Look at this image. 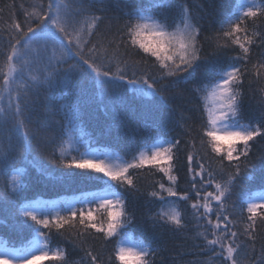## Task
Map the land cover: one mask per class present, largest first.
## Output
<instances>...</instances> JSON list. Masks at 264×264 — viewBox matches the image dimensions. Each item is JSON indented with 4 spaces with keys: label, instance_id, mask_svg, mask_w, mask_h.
I'll return each mask as SVG.
<instances>
[{
    "label": "snow or ice",
    "instance_id": "1",
    "mask_svg": "<svg viewBox=\"0 0 264 264\" xmlns=\"http://www.w3.org/2000/svg\"><path fill=\"white\" fill-rule=\"evenodd\" d=\"M8 7L0 264H76L65 245L81 264H165L164 253L171 264H264V0ZM88 109L108 122L90 129ZM29 169L41 183L31 192ZM141 172L159 177L145 193L151 236L128 199ZM98 238L111 248L96 250Z\"/></svg>",
    "mask_w": 264,
    "mask_h": 264
},
{
    "label": "trees",
    "instance_id": "2",
    "mask_svg": "<svg viewBox=\"0 0 264 264\" xmlns=\"http://www.w3.org/2000/svg\"><path fill=\"white\" fill-rule=\"evenodd\" d=\"M30 2H31V0H0V9H3V13H0V24H4L7 22L8 15L10 12V9L8 6L10 4L16 3L18 5L20 3H26L27 4ZM11 11L14 12L17 17L22 18V15L18 9H12ZM257 51H258V49L253 50V53H254L253 58H255V53ZM249 78H246V91H247V79H249ZM253 87L255 88L256 85L254 84ZM251 99H252L251 97L246 96V101L251 100ZM85 121H86V123L90 129L93 128V126H102L103 124L108 122L107 118L104 116V114L101 111H99V110L93 111L92 109L87 110V114L85 116ZM177 131H180V130L177 129ZM256 148L264 149V141H258ZM81 150H83V149H81ZM73 154H75V153H73ZM180 163L183 165V154L181 155ZM137 175H138L137 183L141 189V193L136 194L138 198L135 200L134 203H133L132 195L128 196L129 202L135 208V213L137 216V220L134 224V227H137V228L143 227V229L145 231V235L151 236L152 235V229L149 227L150 222L147 221L146 214L149 211V209L155 210V206L148 203V198L145 195V193L147 191L151 190L152 181L155 179H159V177L158 176H151L147 172H141V173H138ZM179 175L181 177V179H180L181 187H184L187 183L186 167L182 166L180 168ZM24 179H25L26 183L29 185V189H28L29 192H31L34 188H39L41 186L40 177L34 169H29V172L25 176ZM258 184H259V182L257 181V186H258ZM45 198H54V197L46 196ZM181 208H182V210H184L186 217L190 216L191 210L186 205L182 204ZM239 211H240V209L237 208L236 212L239 213ZM141 217H144V219H141ZM0 219H2V217H0ZM191 223L192 222L190 221L189 230H191ZM0 230H3L2 225H0ZM65 235H67V232L65 233ZM165 239H167V237H165ZM57 243H61V241L54 237L53 246H55ZM90 243H93L95 245L96 250H99L102 252H106L111 248V245L105 246L103 241L99 238L96 239L95 241H90ZM169 243L171 244L172 241H169ZM65 246L68 247V251L70 254V256H69L70 261H74V262H76V264H81V257L83 255V253L79 249L73 250L71 245H65ZM189 247H190V242H189ZM169 256H170V253H164L165 264H171V261L169 260ZM184 259L188 260V259H192V257L191 256H185ZM44 264H49V262L45 261Z\"/></svg>",
    "mask_w": 264,
    "mask_h": 264
}]
</instances>
